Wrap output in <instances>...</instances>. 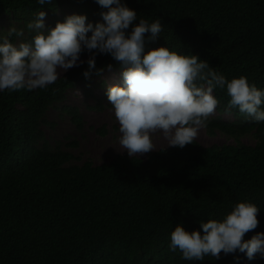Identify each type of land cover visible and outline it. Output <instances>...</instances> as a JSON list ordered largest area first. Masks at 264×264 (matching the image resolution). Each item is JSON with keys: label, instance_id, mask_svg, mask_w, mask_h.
<instances>
[{"label": "trees", "instance_id": "16d2710c", "mask_svg": "<svg viewBox=\"0 0 264 264\" xmlns=\"http://www.w3.org/2000/svg\"><path fill=\"white\" fill-rule=\"evenodd\" d=\"M121 3L137 13L129 32L139 18L149 23L159 18L164 25L155 42L145 34V52L169 47L197 55L228 80L246 76L264 90V0ZM40 11L55 23L77 14L95 25L103 22L100 13L107 9L96 0H52L44 5L0 0V19L11 18L27 36V23ZM81 56L87 60L89 54ZM109 64L111 70L122 71L110 55L96 56V69L106 71ZM86 70L87 63L73 67L46 90L0 92V264H264L260 254L249 260L238 250L203 261H187L178 250H169L170 233L178 224L203 234L201 221L222 220L244 200L259 207V224L243 239L264 232V123L238 109L226 110V88L217 89L218 115L211 116L204 129L208 137L220 133L233 144L205 147L194 140L184 148L152 152L146 159L119 154L99 166L80 164L73 151L79 141L66 136L64 143L52 146L44 128L54 125L47 117L54 108L84 133L81 110L65 103L68 92L79 85L87 98L94 99V90L102 89L101 99L89 106L102 111L108 86L98 81L102 74L95 70L86 79ZM225 114L233 120H226ZM96 133L106 136L105 126ZM246 136L255 144H245Z\"/></svg>", "mask_w": 264, "mask_h": 264}, {"label": "clouds", "instance_id": "9594fccd", "mask_svg": "<svg viewBox=\"0 0 264 264\" xmlns=\"http://www.w3.org/2000/svg\"><path fill=\"white\" fill-rule=\"evenodd\" d=\"M96 2L107 11L100 13L103 22L95 25L86 23L85 15L72 14L49 29L46 13L40 11L26 25L30 36L15 26L0 36V92L46 90L59 79L58 69L65 73L84 63L88 65L83 73L86 79L93 70L99 76L105 69H96V56L110 55L122 66V82L110 84L106 95L119 124V144L130 158L155 150L152 136L157 132H162L168 147L193 144L220 104L214 95L217 89L226 88L230 98L226 110L238 109L256 123H264V90L249 83L246 76L228 80L206 60L169 47L145 52V34L150 33L148 40L155 42L164 29L161 20L149 23L139 18L129 32L137 20L135 10L121 0ZM37 3L51 4L52 0ZM13 36L21 42H11ZM85 51L89 54L86 61L80 58ZM258 213L257 204L244 200L222 220L201 221L203 234L188 232L178 224L170 233L169 250H178L187 261H203L207 256L218 260L222 252L228 255L237 250L249 260L256 254L264 258V232L243 239L258 227Z\"/></svg>", "mask_w": 264, "mask_h": 264}, {"label": "rangeland", "instance_id": "374dc122", "mask_svg": "<svg viewBox=\"0 0 264 264\" xmlns=\"http://www.w3.org/2000/svg\"><path fill=\"white\" fill-rule=\"evenodd\" d=\"M59 13L62 14V11L60 10ZM55 25L56 23L53 22V19L46 16V28L50 29L55 27ZM12 26H15L17 29L21 28V26L11 18L6 17L4 19H0V36L6 35L7 30ZM25 34L27 37L26 32ZM19 42L21 41L16 39L14 43L18 44ZM80 58L81 60H86L85 56H81ZM58 72H60V76L64 74L63 69H58ZM120 74L121 71L106 70L102 73L101 78H99L98 81H104L107 86L110 84L121 83ZM94 91L96 95L94 99L85 97L82 85L70 90L67 94L65 103L78 107L83 115L85 130L82 135L76 131L75 127L71 124L69 117L60 114L61 112L54 108L50 109L47 115L48 120L54 125L52 127H45L44 129L46 137L52 146H55L58 142L64 143L66 136H68L69 140L77 139L79 141V145L78 148L73 151L81 158L80 164L85 161H90L93 165L99 166L109 163L119 154L128 155V153L127 151H124L119 144V137L121 135L119 132V124L115 119L114 111L108 100L102 101V111L91 110L89 108V106L96 105V98L101 99L103 94L102 89L100 88H97ZM217 115L218 113L215 110V113L212 116ZM224 118L229 121L233 120V117L229 114H225ZM102 126H105L107 131L106 136H100L96 133V130L100 129ZM152 139L155 150L146 153L139 158L146 159L150 153L168 147V141L163 137L162 132L153 134ZM196 141L205 147H209L214 144H233L232 140L225 138L220 133H217L213 137H208L204 128L199 131ZM242 141L248 145L255 144V140L251 136L244 137Z\"/></svg>", "mask_w": 264, "mask_h": 264}]
</instances>
